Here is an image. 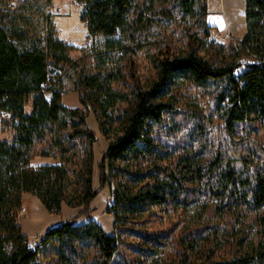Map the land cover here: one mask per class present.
Masks as SVG:
<instances>
[{
  "label": "trees",
  "instance_id": "1",
  "mask_svg": "<svg viewBox=\"0 0 264 264\" xmlns=\"http://www.w3.org/2000/svg\"><path fill=\"white\" fill-rule=\"evenodd\" d=\"M38 1L26 0L9 11L3 9L5 0L0 6V114L11 116L14 131L11 141L0 142V264H41L42 249L54 246H60L61 264H86L91 249L95 256L87 264H111L119 250L118 236L94 219L76 225L78 218L95 212L92 204L101 191H112L108 214L114 216V227L126 228L155 207L190 209L204 187L205 162L196 152L175 156L154 138L165 114L175 111L173 93L183 82L218 87L232 131L238 123L264 120V0H246V33L232 41L224 64L218 65L224 45L216 44V54L206 60L193 41L184 55L156 60L157 77L146 88L140 85L134 57L145 49L144 36L155 25L148 12L157 0L142 6L138 0H75L83 6L80 21L89 37L103 38L99 48L79 60L55 36L52 15L46 13L51 0L43 5ZM178 2L206 28L207 0ZM119 56L127 60L130 92L114 87L126 80L114 67ZM237 69L242 71L236 75ZM46 84L50 87L45 89ZM70 93H77L81 106L92 111L109 141L97 165L98 188L93 185L98 137L87 126V110L63 104ZM29 102L32 112L27 114ZM38 143L46 147L36 156L59 163L33 167ZM243 161V171L221 154L208 162V172L217 180L212 187L215 203L199 210V219L209 214L229 218L228 227L216 228L205 240L221 246L218 241L224 239L231 257L215 259V247L209 246L202 259L189 261V255L201 253V234L195 230L179 241L184 251L180 264H264V166L251 172L249 158ZM24 194L37 197L49 213L59 214L65 204L77 209V215L49 230L32 248L18 222ZM139 233L141 256L159 255L164 238ZM9 243L12 248L6 251Z\"/></svg>",
  "mask_w": 264,
  "mask_h": 264
},
{
  "label": "rangeland",
  "instance_id": "2",
  "mask_svg": "<svg viewBox=\"0 0 264 264\" xmlns=\"http://www.w3.org/2000/svg\"><path fill=\"white\" fill-rule=\"evenodd\" d=\"M38 2V5L44 3L43 0ZM138 2L142 6L147 4L148 0H138ZM50 3L46 13L52 15L56 38L71 48L69 50L71 58L79 60L87 53H91L94 47H100L103 38L101 36L90 38L85 24L80 21L82 5L75 0H51ZM2 5L0 0V6ZM207 7L206 28H203L197 19L183 12L178 0H157L155 9L148 12V15L155 20V25L144 36L145 49L134 57L137 76L143 88L148 87L157 77L156 60L166 56L184 55L193 41L202 47L200 55L206 60H210L216 54V44H222L226 48L223 51L224 58L221 57L218 65L224 64L229 58L228 48L232 45V41L241 40L246 33V0H207ZM115 62L114 67L125 75L126 80L115 83L114 87L122 92H130L133 82L129 78L127 60L120 59L119 56L115 58ZM173 94L176 96L175 111L165 114L163 122L155 127L154 138L167 152L175 156L196 152L198 158L205 162L204 187L194 198L190 209H175L171 205L155 207L126 228L114 227V216L108 214V209L113 203L112 191L109 189L101 191L92 204L95 212L89 217L78 218L76 225L81 226L94 219L107 233L118 236L119 250L111 264H180V257L184 251L179 246V241L187 232L195 230H199L201 234L198 250L201 253L194 257L187 253L189 261L202 259L209 246L215 247L213 248L215 259L230 258L232 255L230 247L225 246L224 239L218 241L221 246H215L205 240L216 228L228 227L229 218H211L212 215L208 213V216L199 219L201 205L214 202L212 187L217 180L208 172V162L221 154L226 161L234 163L239 171L246 168L244 158H249L251 172L262 168L264 120L241 122L235 125L234 131L230 130L226 125L224 107L219 103L220 89L214 85L200 86L183 82ZM63 104L69 108L79 107L87 110V126L98 137V142L94 146L93 183L94 187L98 188L97 165L109 141L101 134L92 111L81 106L77 93L65 96ZM25 111L27 114L32 112L31 102L26 105ZM11 125V116L0 114V142L11 141L14 138ZM45 144L38 143L34 148V167H38L41 162L59 163L54 158L36 156L45 149ZM23 208L26 209V213L23 215L20 210L18 222L32 248L40 244L49 230L66 223L78 212L77 209L64 204L59 214L49 213L37 197L28 194L23 196L21 209ZM249 220L251 219L247 221ZM139 232L159 234L164 238L165 245L159 255L149 259L141 256L139 246L143 241ZM60 253V246L43 248L40 256L41 264H61ZM94 256L95 251L91 249L87 262H93Z\"/></svg>",
  "mask_w": 264,
  "mask_h": 264
},
{
  "label": "built area",
  "instance_id": "3",
  "mask_svg": "<svg viewBox=\"0 0 264 264\" xmlns=\"http://www.w3.org/2000/svg\"><path fill=\"white\" fill-rule=\"evenodd\" d=\"M25 1H26V0H5V3H4V6H3V9H4L5 11H9V10L17 9V8H18L21 4H23ZM241 71H242L241 69H237L236 75H237L238 73H241ZM54 82H55V80H54ZM43 87H44L45 89H46V88H49V87H50V84L43 85ZM46 95H47L48 98L52 97V93H51V92H47ZM113 199H114V198H113ZM113 199H112V200H113ZM21 213H22L23 215H25V213H26V209H25V208L21 209ZM11 248H12V244L9 243V244L6 245L5 250H6V251H9Z\"/></svg>",
  "mask_w": 264,
  "mask_h": 264
},
{
  "label": "crops",
  "instance_id": "4",
  "mask_svg": "<svg viewBox=\"0 0 264 264\" xmlns=\"http://www.w3.org/2000/svg\"><path fill=\"white\" fill-rule=\"evenodd\" d=\"M42 159H43V158H42ZM46 163H48V162H41L38 166L46 165ZM31 165L34 167L33 161H32V163H31ZM23 234H24V233H23Z\"/></svg>",
  "mask_w": 264,
  "mask_h": 264
}]
</instances>
